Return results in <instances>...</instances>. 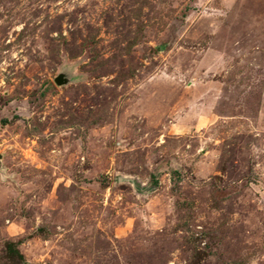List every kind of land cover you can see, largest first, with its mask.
<instances>
[{
  "label": "rangeland",
  "instance_id": "obj_1",
  "mask_svg": "<svg viewBox=\"0 0 264 264\" xmlns=\"http://www.w3.org/2000/svg\"><path fill=\"white\" fill-rule=\"evenodd\" d=\"M0 264H264V0H0Z\"/></svg>",
  "mask_w": 264,
  "mask_h": 264
},
{
  "label": "water",
  "instance_id": "obj_2",
  "mask_svg": "<svg viewBox=\"0 0 264 264\" xmlns=\"http://www.w3.org/2000/svg\"><path fill=\"white\" fill-rule=\"evenodd\" d=\"M55 81H56L58 84H61V83L64 81V76H63V75H58V76L55 78Z\"/></svg>",
  "mask_w": 264,
  "mask_h": 264
}]
</instances>
